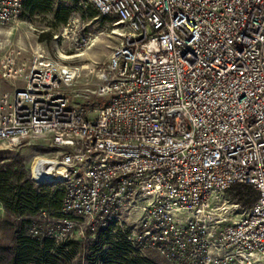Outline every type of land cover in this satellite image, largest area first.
Returning <instances> with one entry per match:
<instances>
[{
  "label": "built area",
  "instance_id": "2783aa9c",
  "mask_svg": "<svg viewBox=\"0 0 264 264\" xmlns=\"http://www.w3.org/2000/svg\"><path fill=\"white\" fill-rule=\"evenodd\" d=\"M80 1L125 29L83 81L38 43L0 55V147L48 141L29 178L65 192L61 216L41 211L28 234L112 226L169 264H264V0ZM22 6L0 0V27L17 28ZM235 185L255 202L232 199Z\"/></svg>",
  "mask_w": 264,
  "mask_h": 264
},
{
  "label": "trees",
  "instance_id": "16d2710c",
  "mask_svg": "<svg viewBox=\"0 0 264 264\" xmlns=\"http://www.w3.org/2000/svg\"><path fill=\"white\" fill-rule=\"evenodd\" d=\"M90 7L83 8L78 0H23L21 18L29 21L45 18L50 30H56L73 15L83 19L98 14ZM50 30L43 31L38 40L49 43L53 34ZM5 154L7 150H0V203L6 213V220L0 223V232L9 242L0 241V264H81L80 241L55 242L52 238L27 232L33 218L41 211L61 216L57 211L64 199V189L35 185L29 178L24 156L6 157ZM227 194L244 206L252 205L257 198L250 185H235ZM85 248V264H156L150 255L136 252L112 226L97 230Z\"/></svg>",
  "mask_w": 264,
  "mask_h": 264
},
{
  "label": "rangeland",
  "instance_id": "374dc122",
  "mask_svg": "<svg viewBox=\"0 0 264 264\" xmlns=\"http://www.w3.org/2000/svg\"><path fill=\"white\" fill-rule=\"evenodd\" d=\"M78 4L83 8L94 6L90 3H82L78 0ZM45 18L36 21H29L21 19L18 27H0V55L6 54L10 49L13 51L19 49V47L30 48L36 43L42 45L59 63L67 65L78 66L81 71L86 70L88 67L95 66L96 68L102 67L108 61L111 51L120 42V33H124V27L115 23L116 20L113 17H102L98 14L90 16L88 18H81L79 15H73L67 21L68 26L64 30V27H60L56 30H50L45 23ZM52 31V39L49 43L40 42L38 40L39 35L43 31ZM83 33H88L92 39L93 44L88 47L79 48L75 44L76 38ZM86 72H81V77L78 81H83V75ZM11 86L7 82H4L0 72V89L8 90ZM79 88V89H78ZM81 86L76 85L72 87L70 92L72 95V102L75 104H84L76 93H79ZM0 150H7L6 157H11L16 154L24 156L26 165L30 166L32 159L37 155L51 156L53 149L49 147L48 141L39 139L30 141L19 147H7L2 145ZM228 205L230 211H236L231 204ZM239 212V211H238ZM236 212V213H238ZM6 220V213L1 218L0 223ZM77 231L73 232V237ZM92 237V236H91ZM88 237L84 240H77L81 242L80 262L85 264L84 252L86 244L89 242ZM0 241L3 244H8L9 239L7 236L0 232ZM150 255L156 264H169L162 256L155 252H146Z\"/></svg>",
  "mask_w": 264,
  "mask_h": 264
}]
</instances>
